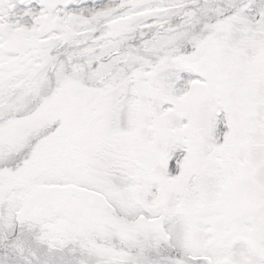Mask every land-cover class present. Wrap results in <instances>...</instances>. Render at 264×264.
Returning a JSON list of instances; mask_svg holds the SVG:
<instances>
[{
	"label": "snow or ice",
	"instance_id": "obj_1",
	"mask_svg": "<svg viewBox=\"0 0 264 264\" xmlns=\"http://www.w3.org/2000/svg\"><path fill=\"white\" fill-rule=\"evenodd\" d=\"M0 264H264V0H0Z\"/></svg>",
	"mask_w": 264,
	"mask_h": 264
}]
</instances>
